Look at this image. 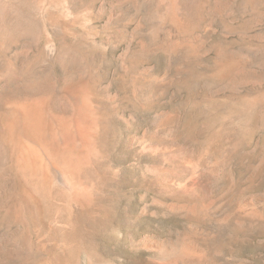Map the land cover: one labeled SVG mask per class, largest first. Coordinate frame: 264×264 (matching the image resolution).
<instances>
[{"label": "rangeland", "instance_id": "obj_1", "mask_svg": "<svg viewBox=\"0 0 264 264\" xmlns=\"http://www.w3.org/2000/svg\"><path fill=\"white\" fill-rule=\"evenodd\" d=\"M214 2L0 0V120L85 86L98 125L37 176L0 139V264H264V0Z\"/></svg>", "mask_w": 264, "mask_h": 264}, {"label": "bare ground", "instance_id": "obj_2", "mask_svg": "<svg viewBox=\"0 0 264 264\" xmlns=\"http://www.w3.org/2000/svg\"><path fill=\"white\" fill-rule=\"evenodd\" d=\"M163 1L166 2L168 15L174 19L176 16V0ZM214 1L213 8L210 10L211 13H216L218 10V2L217 0ZM170 46L173 49L185 48L186 42L183 40L172 42ZM220 68L219 73L223 71V68ZM134 82L135 80L132 81L130 86L133 96L136 94ZM74 90L75 94L73 96L81 102L77 107L78 117L75 119L52 116L48 110L46 100L41 98L35 100H15L6 97L5 99L6 113L0 120V139L13 150L18 166L29 171V173L32 172V175L36 173L37 176V173H43V170L45 171L47 167L46 164L53 162L54 152L52 148L59 146L56 142L58 139L61 140L60 147H68L74 145L75 141H81L82 139L84 141L85 137L88 140L93 138L96 126L98 125L96 122V112L87 99L89 94L85 86H78ZM85 119L88 120L89 124H87ZM86 128L87 131L85 130ZM25 174L27 176V172ZM35 177L33 176V178ZM30 185L33 186V184ZM75 193L80 199L89 200V190L85 186L79 192L75 191ZM187 202L181 204L180 202L173 203L169 207L171 210L181 209L186 212L195 213L198 209L201 211L206 210L208 206L206 203L190 204ZM174 253L180 259H187L197 254L194 246L188 243H183L177 247Z\"/></svg>", "mask_w": 264, "mask_h": 264}]
</instances>
